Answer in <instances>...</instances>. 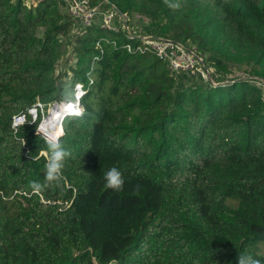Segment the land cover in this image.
<instances>
[{
    "label": "trees",
    "instance_id": "trees-1",
    "mask_svg": "<svg viewBox=\"0 0 264 264\" xmlns=\"http://www.w3.org/2000/svg\"><path fill=\"white\" fill-rule=\"evenodd\" d=\"M90 2L146 18L220 78L243 74L185 86L151 49L128 50L138 38L88 26L68 80L86 114L65 117L63 178L36 194L47 143L29 108L65 101L73 21L64 1L0 0V264H264V0ZM113 166L120 191L104 186Z\"/></svg>",
    "mask_w": 264,
    "mask_h": 264
},
{
    "label": "built area",
    "instance_id": "built-area-1",
    "mask_svg": "<svg viewBox=\"0 0 264 264\" xmlns=\"http://www.w3.org/2000/svg\"><path fill=\"white\" fill-rule=\"evenodd\" d=\"M57 1H64L66 3L65 8L67 12L73 18L74 16H80L82 20H85L86 25L89 26L93 24L92 22H90L92 17H94L97 13L101 12V10L99 9L100 6L97 5L92 7L90 0H57ZM68 7L69 10L67 9ZM119 14L121 15V17L126 15L119 13V11L112 5L110 10H108L106 13H103V22H101L100 24L101 27L107 30H114V31L119 30L114 23V19ZM126 34L130 39L138 38L140 40L136 45L132 43H128L126 46L129 51H135L136 49L140 51L151 49V51H153L161 60H164L168 63L172 71H181V70L195 71L203 67L208 68L206 65L205 57L201 55L195 47H191L188 45L186 46L180 41H175L170 38L162 37L155 34H143L140 36L133 35L132 33L129 32H126ZM90 80H91L90 82L93 81L92 78H90ZM76 85H80V90L84 94L87 92L84 83L78 82L76 83ZM82 96L80 97L79 101H74V103L78 102L82 106L81 104ZM64 102H68V101H60V102L55 101L53 106H55V104L57 103H64ZM53 106H51V108ZM29 113L33 117L32 122L36 120L39 113H41L42 114V120L40 122L41 124L44 118L48 115L46 104L42 103L41 101H37L33 106L29 108ZM20 115H23L27 121L26 114H20ZM67 115H72V114L71 112H69L63 115L59 121L62 128H63V121ZM14 116H19V115H14ZM61 134H59V137Z\"/></svg>",
    "mask_w": 264,
    "mask_h": 264
},
{
    "label": "clouds",
    "instance_id": "clouds-1",
    "mask_svg": "<svg viewBox=\"0 0 264 264\" xmlns=\"http://www.w3.org/2000/svg\"><path fill=\"white\" fill-rule=\"evenodd\" d=\"M165 5L172 10H177L181 7L178 0H164ZM84 93L80 90V85H76L75 90L66 93V100L68 103L64 105V114H67L69 104L71 107V114L76 117H83L86 114V110L78 103L73 101H79L80 97ZM26 119L23 115L13 117V128H17L26 123ZM34 123V121H33ZM49 124L51 121H45L38 125L37 133L45 137L47 143V160L45 163V178L44 182L33 181L30 182V187L33 193L40 194L54 183H59L63 178V168L66 158L70 156L69 151L62 145L60 137L57 134L49 132ZM25 143V141H22ZM105 188L120 191L123 188L124 180L122 172L115 166L111 167L104 173ZM237 264H261L258 259H255L252 255L240 254L237 257Z\"/></svg>",
    "mask_w": 264,
    "mask_h": 264
},
{
    "label": "rangeland",
    "instance_id": "rangeland-1",
    "mask_svg": "<svg viewBox=\"0 0 264 264\" xmlns=\"http://www.w3.org/2000/svg\"><path fill=\"white\" fill-rule=\"evenodd\" d=\"M39 2V0H27L28 4H37ZM100 6V13H97L94 17H92V19L90 20V22H92L93 24L100 25L101 22H103V13H106L108 10H110L111 6H103L102 4H98ZM91 6H97L91 3ZM69 10V7L67 8ZM67 11V10H66ZM72 17V16H71ZM72 30H71V34L69 35L70 40H73V44L71 45L70 48V40L67 43L68 44V49L66 51V53L64 54V56L59 60L58 65H57V70H56V74L61 73V75L63 76V80H65V84H64V96L63 99L65 101L66 100V93L68 92H72L74 90L73 88V83L70 80L71 78V66H73V61L75 60L76 57V53L74 51V46L76 44L75 40L77 39L78 35L83 34L86 31V28L89 25H86L85 20H82L80 18V16H74V18L72 17ZM114 23L117 26L118 29L120 30H125V32H129L132 33L133 35H143V34H149L146 32V28L148 26V21L146 18L141 17L139 14L133 16H128V15H124L123 17H121V15L119 14L118 16H116V18L114 19ZM44 32V28L41 27L38 30V35L42 36ZM63 37V36H62ZM68 38V39H69ZM64 40V37H63ZM206 65L208 68H201L199 70H181V71H176L175 73L182 77L184 75V78L182 81L183 83L179 84H183V85H188L191 83H194L196 81L202 82V83H207V82H212L217 84L218 81L217 79H220L221 82H226V81H230L233 75H242L243 72L239 71L235 74H231L228 75L225 78H220L221 73H220V77L218 73H214L216 70V66L214 67L213 65H210L206 62ZM62 72H67V76H64L62 74ZM181 81V80H180ZM257 82L258 85L262 86L263 90H264V82H258L257 80H255ZM74 102V101H73ZM54 103H51L48 105L47 107V111L49 113V109L51 108V106H53Z\"/></svg>",
    "mask_w": 264,
    "mask_h": 264
},
{
    "label": "bare ground",
    "instance_id": "bare-ground-1",
    "mask_svg": "<svg viewBox=\"0 0 264 264\" xmlns=\"http://www.w3.org/2000/svg\"><path fill=\"white\" fill-rule=\"evenodd\" d=\"M68 102H64L61 105L55 104L52 108H50L48 115L44 118L43 122L51 121L49 124V132L53 134H61L63 132V128L60 125V119L64 114V105ZM72 105L69 104L67 113L71 112ZM34 112V111H33Z\"/></svg>",
    "mask_w": 264,
    "mask_h": 264
},
{
    "label": "water",
    "instance_id": "water-1",
    "mask_svg": "<svg viewBox=\"0 0 264 264\" xmlns=\"http://www.w3.org/2000/svg\"><path fill=\"white\" fill-rule=\"evenodd\" d=\"M218 84V83H217ZM95 264H98L97 262ZM109 264H118V260H112Z\"/></svg>",
    "mask_w": 264,
    "mask_h": 264
}]
</instances>
